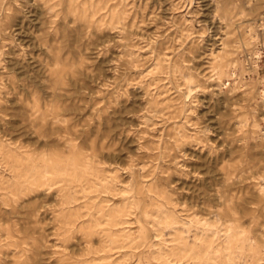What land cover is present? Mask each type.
Wrapping results in <instances>:
<instances>
[{"label": "rangeland", "instance_id": "374dc122", "mask_svg": "<svg viewBox=\"0 0 264 264\" xmlns=\"http://www.w3.org/2000/svg\"><path fill=\"white\" fill-rule=\"evenodd\" d=\"M0 264H264V0H0Z\"/></svg>", "mask_w": 264, "mask_h": 264}, {"label": "bare ground", "instance_id": "6f19581e", "mask_svg": "<svg viewBox=\"0 0 264 264\" xmlns=\"http://www.w3.org/2000/svg\"><path fill=\"white\" fill-rule=\"evenodd\" d=\"M235 45V44H234ZM221 50V49H220ZM237 50V49H236ZM237 52V51H236ZM221 55V54H220ZM259 56V55H258ZM214 57V56H213ZM260 57V56H259ZM219 58V57H218ZM257 58V57H256ZM211 61V60H210ZM217 63V62H215ZM216 66V65H215ZM177 78V77H176ZM175 78V79H176ZM57 80V79H56ZM63 83V82H62ZM260 94V93H259ZM52 114V113H51ZM183 117V116H182ZM248 119V118H247ZM207 133V132H206ZM147 186V185H146ZM71 191V190H70ZM150 198V197H149ZM151 199V198H150ZM219 201V200H218ZM153 203V202H152ZM219 209V208H218ZM160 211V210H159ZM222 211V210H221ZM161 212V211H160ZM197 229V228H196ZM198 232V231H197ZM154 237V236H153ZM252 240V239H251ZM231 243V242H230ZM133 244V243H132ZM149 246V245H148ZM148 248V247H147ZM130 261V260H129Z\"/></svg>", "mask_w": 264, "mask_h": 264}]
</instances>
